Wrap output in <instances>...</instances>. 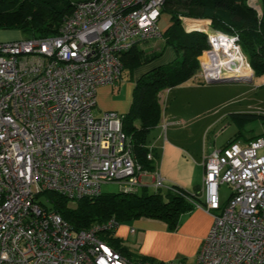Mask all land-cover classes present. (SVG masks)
<instances>
[{"label": "built area", "instance_id": "obj_1", "mask_svg": "<svg viewBox=\"0 0 264 264\" xmlns=\"http://www.w3.org/2000/svg\"><path fill=\"white\" fill-rule=\"evenodd\" d=\"M165 2H80L56 35L0 41V264H154L132 259L102 238L120 225L114 218L74 232L59 212L36 201L47 191L71 200L98 197L111 182L123 193H136L149 184L145 178L212 213L193 264H264V135L204 155L203 183L193 198L134 158L123 115L94 114L98 89L122 78L123 53L164 38ZM181 20L187 32L207 33L209 46L199 56L204 82L238 74L228 48L253 72L237 36ZM224 184L232 192L222 203Z\"/></svg>", "mask_w": 264, "mask_h": 264}, {"label": "trees", "instance_id": "obj_2", "mask_svg": "<svg viewBox=\"0 0 264 264\" xmlns=\"http://www.w3.org/2000/svg\"><path fill=\"white\" fill-rule=\"evenodd\" d=\"M85 1L91 0H0V32H18L25 34L24 38L56 35L75 6ZM248 1L166 0L164 3L162 15H169L171 21L164 31V46H172L176 58L148 71L136 82L132 105L128 113L123 115V130L132 137L133 156L145 169L158 171L155 163L158 158L156 150L153 148V160H149L147 155L151 145L149 134L162 120L160 93L197 76L200 71L199 56L209 46L207 33L199 30L187 32L182 25L181 15L209 19L212 30L237 36L255 78L264 77V0H259L262 11L260 15ZM162 52V48L145 50L135 46L122 55L124 70L132 73L134 69L161 56ZM256 116L264 117L255 113L241 115L251 119ZM233 143L234 141H229L226 146ZM174 187L195 198V193H187L175 185ZM43 196L45 200H42ZM36 201L48 210L59 212L74 232L90 229L113 218L119 224L141 218L158 220L174 231L179 227L183 214L197 209L185 195L166 188H159L154 192L144 188L136 193H102L98 197L79 200L47 191L38 195ZM102 238L118 247L125 255L132 253L115 236L114 229L106 230Z\"/></svg>", "mask_w": 264, "mask_h": 264}, {"label": "crops", "instance_id": "obj_3", "mask_svg": "<svg viewBox=\"0 0 264 264\" xmlns=\"http://www.w3.org/2000/svg\"><path fill=\"white\" fill-rule=\"evenodd\" d=\"M164 15L165 14L162 15L161 21ZM168 27L164 29L162 27L163 32ZM0 35L5 36V38H0V40L20 38L18 32H0ZM161 48L163 49L161 57L134 69L131 73V80L128 81V83H125L124 76L122 75V78L116 85H104L98 89L97 105L94 108V114L96 116H101L106 111H116L121 115L128 113L132 105L133 91L136 82L148 71L158 66L168 64L176 58V52L173 47L164 46V44H162ZM200 82L207 83L197 74V76L177 87L163 90L160 93L161 105H163L161 98L163 92H166L168 98H171L173 92H180L182 95H185L187 89L193 91V89L201 88ZM174 95L178 97L177 94ZM194 100L195 102L193 103ZM188 101L189 106L185 111L176 110L174 112V109L169 107L163 112L160 124L150 132L152 133L154 131L156 136H154L153 140L149 138V141L157 153L158 158H156L155 161L157 169L166 179V182L181 188L187 193H196L200 190L203 183L204 168L202 159L203 156L206 155V153L201 152L202 140L200 134L202 130L197 128L196 132L194 129L201 121L200 117L203 109L200 108L202 107L203 99L199 100L194 98L191 101L189 98ZM238 114L239 113H233L232 115L235 117L242 115ZM224 116L225 114L221 117ZM166 124L171 126H168L169 128H167V130L164 129ZM185 124L186 126H183ZM237 135L241 136L240 133ZM237 135L230 141L241 143L239 141L240 136ZM263 135L264 131L251 138H246V143L244 144H248L252 140ZM228 143L229 141L227 144ZM187 151H191L196 158L190 159L187 155ZM144 188L149 190L151 187L150 185H146V187H142L141 189ZM212 223V213L197 208L183 214L180 218L179 227L174 231H171L162 221L141 218L129 221L128 224L125 222L121 223L115 230V236L118 237L122 243H127V248L133 253H135L134 249L139 247L142 253L155 255L159 257L162 262L175 260L180 257H184L182 260L186 262H188L187 259L196 261L201 245ZM133 227L136 229L134 233L131 232V228Z\"/></svg>", "mask_w": 264, "mask_h": 264}, {"label": "rangeland", "instance_id": "obj_4", "mask_svg": "<svg viewBox=\"0 0 264 264\" xmlns=\"http://www.w3.org/2000/svg\"><path fill=\"white\" fill-rule=\"evenodd\" d=\"M248 3L250 6L257 10L259 15L262 13L261 7L259 5V0H249ZM181 17L199 21L201 25L208 26V29L212 30V22L209 19H194L192 17H187L184 15H181L180 19ZM164 18L161 21L163 29L168 27L171 23L169 15L165 14ZM181 21L184 27L183 20ZM19 37L24 38L26 37V35L19 33ZM0 38H5V36L0 35ZM164 40L165 39L162 38L151 39L145 42H141L137 46L138 48L142 49L159 50L162 47V44H164ZM122 75L124 76L125 83H128V81L131 80L130 78L132 74L130 73V71L123 70ZM200 87L201 88L193 89V91L187 89L185 95H182L180 92H173L171 94V98H168L166 92H163L161 98L163 104V112H165L169 107H172V109H174V112L176 110L185 111V109L189 106V98L191 99V101L194 98H197L199 100L203 99V104L199 103L202 104V107L200 109H203L202 115L200 117L201 121L199 125L194 128L196 132L197 128L199 130H202L200 134L202 140L201 152L207 154L208 152L210 153L216 148L223 147L238 133L241 134V136L238 135L240 136L239 141L243 145H246L244 144L246 143V138H251L264 131V117L262 116H256L251 119L241 116L235 117L232 115L233 113H239L238 115L243 113H255L264 115V77L255 78L253 71L252 82L243 81L218 84H208L200 82ZM174 94H177L178 97ZM194 102L195 100L193 101V103ZM223 114H225V116L221 117ZM168 126L169 124H166V130L167 128L171 127ZM183 126H186V124ZM154 136H156V133L153 131L149 135L150 140H153ZM259 154H264V148L259 150ZM187 155L190 159L196 158L191 151H187ZM145 181L149 183L147 185H150V178H145ZM150 187L151 188H149L148 190L149 192H154L157 190V188H154L153 185H150ZM119 192H121V188L117 182L107 183L103 186V193ZM231 192L232 188L229 186V184H224L221 186L220 195L222 203H224L228 199ZM43 199H46L45 196L42 197V200ZM125 223L128 224L129 221ZM123 244L128 247L127 243L123 242ZM134 252L135 253L132 252L133 254L129 253L130 258L132 259L146 258L148 260H151L155 264L162 262V260L155 255L153 256L142 253L139 247H136L134 249ZM183 258L184 257H180L175 260L179 261ZM187 261L193 263L195 260L187 259Z\"/></svg>", "mask_w": 264, "mask_h": 264}, {"label": "water", "instance_id": "obj_5", "mask_svg": "<svg viewBox=\"0 0 264 264\" xmlns=\"http://www.w3.org/2000/svg\"><path fill=\"white\" fill-rule=\"evenodd\" d=\"M238 64L237 61H235L236 66ZM243 81H249L252 82V77H246L241 75H234V76H227V77H219V78H211L207 83L208 84H218V83H230V82H243Z\"/></svg>", "mask_w": 264, "mask_h": 264}, {"label": "bare ground", "instance_id": "obj_6", "mask_svg": "<svg viewBox=\"0 0 264 264\" xmlns=\"http://www.w3.org/2000/svg\"><path fill=\"white\" fill-rule=\"evenodd\" d=\"M226 51H228V53L230 54V56L233 58L234 61H237L238 62V66H239V72H238V75H241V76H246V77H249L251 78L252 77V70L249 69L248 67H246L244 61L242 60V58H240V56H238L236 54V51H234L233 49L231 48H228Z\"/></svg>", "mask_w": 264, "mask_h": 264}]
</instances>
